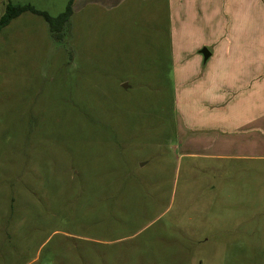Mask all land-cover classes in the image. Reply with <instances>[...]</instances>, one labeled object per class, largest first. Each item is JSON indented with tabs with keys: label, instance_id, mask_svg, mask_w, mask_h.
Listing matches in <instances>:
<instances>
[{
	"label": "rangeland",
	"instance_id": "1",
	"mask_svg": "<svg viewBox=\"0 0 264 264\" xmlns=\"http://www.w3.org/2000/svg\"><path fill=\"white\" fill-rule=\"evenodd\" d=\"M76 2L0 34V264H264V0Z\"/></svg>",
	"mask_w": 264,
	"mask_h": 264
},
{
	"label": "trees",
	"instance_id": "2",
	"mask_svg": "<svg viewBox=\"0 0 264 264\" xmlns=\"http://www.w3.org/2000/svg\"><path fill=\"white\" fill-rule=\"evenodd\" d=\"M77 0H69L65 10L56 17L51 16L46 11L37 10L30 4H18L14 5L8 3L2 15H0V34L7 28L14 20L21 17L25 13H32L34 15L42 17L49 29L50 37L55 46L59 45V48L68 46L71 33L70 22L74 14V9Z\"/></svg>",
	"mask_w": 264,
	"mask_h": 264
},
{
	"label": "crops",
	"instance_id": "3",
	"mask_svg": "<svg viewBox=\"0 0 264 264\" xmlns=\"http://www.w3.org/2000/svg\"><path fill=\"white\" fill-rule=\"evenodd\" d=\"M209 59L206 62L204 61V63H207L209 61ZM251 65H252V63H251ZM253 71L255 72V70H253ZM252 91H253V89H250L248 91V95L251 94ZM258 94H262L263 95V98H264V91L263 92H259ZM252 111L253 112H250V113L248 112V114L250 115V119H252V121L253 120L254 121L257 120L258 121V124L256 126H249V129L253 131V135L255 137H258V135H259V139L255 138L252 141H256V142H254V144H252L251 142H249V145L248 146L253 147V148L264 147V135H261V133H260V131H263V129H264V104H263V106H260L258 109H256V110L253 109ZM209 128L203 129L202 132L208 134L209 131H213L214 130L211 127H209ZM232 138H234V137H232ZM219 140H214L212 142H209L208 141V144L210 145L209 150H210V148L214 149V147L217 145L218 146V150H221L222 152H217V154H212V155L214 157H218V158L229 157V155L227 156V154H225L224 152L225 151H228L230 149V148L226 149L227 147H230V145L232 147L235 146V145H233V141H231V138L228 137V134L225 131H224V134H223L222 138H220ZM185 155H187L188 157H190V156L191 157L192 156H197L194 152H190V153H187ZM232 157L233 156H231L229 158H232ZM250 157L253 158L254 160L264 161V154H262V152L261 153L260 152L257 153L256 151H254L253 154H252V156H250Z\"/></svg>",
	"mask_w": 264,
	"mask_h": 264
},
{
	"label": "water",
	"instance_id": "4",
	"mask_svg": "<svg viewBox=\"0 0 264 264\" xmlns=\"http://www.w3.org/2000/svg\"><path fill=\"white\" fill-rule=\"evenodd\" d=\"M201 55L203 56L204 61L206 62L211 56L212 53L210 52V50L206 47H204L201 51H200ZM126 88V86L124 87Z\"/></svg>",
	"mask_w": 264,
	"mask_h": 264
}]
</instances>
